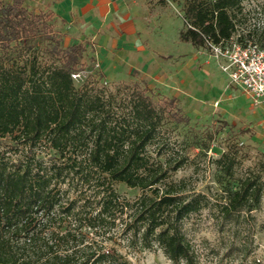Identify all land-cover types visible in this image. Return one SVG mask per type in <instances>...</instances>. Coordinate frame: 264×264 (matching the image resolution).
<instances>
[{"label":"trees","instance_id":"trees-1","mask_svg":"<svg viewBox=\"0 0 264 264\" xmlns=\"http://www.w3.org/2000/svg\"><path fill=\"white\" fill-rule=\"evenodd\" d=\"M242 1L187 0L179 39L206 47L227 41ZM54 15L30 11L24 0H0V53L18 47L30 55L29 64H0V138L17 149L15 160L0 153V264H131L105 245L117 219L127 246L156 244L173 263L196 264L181 225L204 196L168 180L182 159L161 163L146 153L163 115L188 121L179 99L157 94L155 100L151 88L136 85L127 111L116 115L87 82L75 86L72 74L82 69L85 47L62 45ZM40 148L52 155L43 160ZM217 162L230 176L234 157L222 153ZM115 183L140 193L122 197ZM262 190L253 174L229 184L222 213L257 208Z\"/></svg>","mask_w":264,"mask_h":264},{"label":"rangeland","instance_id":"rangeland-1","mask_svg":"<svg viewBox=\"0 0 264 264\" xmlns=\"http://www.w3.org/2000/svg\"><path fill=\"white\" fill-rule=\"evenodd\" d=\"M105 1L107 10L99 16L101 23L92 28V41L89 35L73 36V24L57 14L50 20L63 46L81 42L85 47L82 69L72 76L75 86L87 82L111 103L116 115L127 111L136 85L151 88L155 100L157 94L176 96L188 121L175 123L163 115L146 153L161 163L182 159L178 169L169 171L168 180L183 181L186 194L204 196L203 206L186 216L181 225L196 264H264L263 108L254 107L241 89L231 85L220 68L221 61L208 47L179 39L186 27L187 0ZM52 2L24 0V5L40 12L52 10ZM111 4L115 7L110 8ZM132 23L134 31L130 32ZM111 33L114 45L107 40ZM232 37L237 42H256L264 50V0L242 1ZM39 58L49 62L44 54ZM29 59V53L18 47L0 53V64L5 66L29 64ZM13 145L9 138H0V153L10 160L17 158ZM39 150L43 160L52 155L49 149ZM227 152L234 157L230 176L217 162ZM248 174L258 176L262 182L259 206L225 216L221 211L224 189L229 184L235 187ZM114 187L128 199L140 193L123 183H115ZM86 194L92 193L87 189ZM121 228L117 219L110 236H105L110 238L105 241L107 248L118 250L131 264H175L156 244L146 249L127 246ZM89 237L101 238L93 234Z\"/></svg>","mask_w":264,"mask_h":264},{"label":"built area","instance_id":"built-area-1","mask_svg":"<svg viewBox=\"0 0 264 264\" xmlns=\"http://www.w3.org/2000/svg\"><path fill=\"white\" fill-rule=\"evenodd\" d=\"M208 48L221 61L220 68L231 85L241 89L253 106L264 110V50L255 42H237L233 37L220 43L208 42Z\"/></svg>","mask_w":264,"mask_h":264},{"label":"crops","instance_id":"crops-1","mask_svg":"<svg viewBox=\"0 0 264 264\" xmlns=\"http://www.w3.org/2000/svg\"><path fill=\"white\" fill-rule=\"evenodd\" d=\"M105 2V0H96V2L95 0H55L51 3V8L54 14H57L60 19L63 21H69L73 24L71 29L73 36L81 37L83 34L89 35L92 41V28L97 27L98 24L101 23V21H98L101 20L99 19L101 18L99 16L107 10V4ZM109 7L111 8L115 6L114 4H111ZM131 27L130 30L134 28L133 23L131 24ZM133 31L134 29L130 32ZM130 32H127V34L128 37L131 38V34H129ZM113 34L114 33L109 34V39H107L111 45H114L115 41V39L112 38ZM103 40H105V38ZM127 53L131 54L132 51H127ZM130 62H132V59ZM234 88L236 87L234 86Z\"/></svg>","mask_w":264,"mask_h":264}]
</instances>
